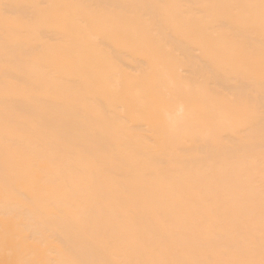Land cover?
<instances>
[{"label":"bare ground","instance_id":"obj_1","mask_svg":"<svg viewBox=\"0 0 264 264\" xmlns=\"http://www.w3.org/2000/svg\"><path fill=\"white\" fill-rule=\"evenodd\" d=\"M0 264H264V0H0Z\"/></svg>","mask_w":264,"mask_h":264}]
</instances>
